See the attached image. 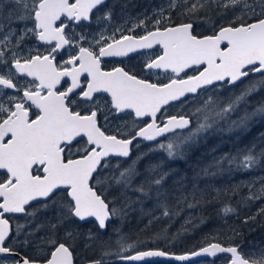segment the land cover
<instances>
[{
    "label": "snow or ice",
    "instance_id": "snow-or-ice-1",
    "mask_svg": "<svg viewBox=\"0 0 264 264\" xmlns=\"http://www.w3.org/2000/svg\"><path fill=\"white\" fill-rule=\"evenodd\" d=\"M10 3L15 9L5 17L6 0H0V254H13L12 247L5 246L12 232L8 214L34 217L38 209L27 212L32 202H40L47 208L48 201L54 204L63 201L62 214L57 224L51 225L53 230L66 220L87 222L89 218H94L99 229H105L107 222L121 215L131 203L125 193L123 207H115L116 201L108 199V190L113 185L130 188L138 175L135 165L140 159L137 157L123 170L117 166V172L103 175L101 170L110 167V157H130L138 138L154 141L166 134L177 139L160 143L158 148L174 157L182 144L211 128L217 118L237 111L247 97L264 88V0H183L181 15L195 17L215 4L225 12L231 10L233 16L218 27L213 25L211 34L202 35L195 31L193 22L173 24L171 16L164 17L161 9L159 18L151 21L153 30H147V19L140 20L128 32L143 28L145 34L125 35L123 29L117 28L111 36L100 34L88 47L82 43L87 42L85 34L68 29L90 21L93 11L103 6L105 0H10ZM177 6V0H169L170 9ZM21 11L22 14H15ZM103 18L111 19V13L106 12ZM5 20L9 25L12 20L29 21L32 26L25 24L16 35V30L10 27L4 31ZM29 36L43 42L47 46L45 51L33 47L25 55L22 49ZM157 45L159 54L147 55L141 72L150 76L161 73L166 83L142 78L124 67L110 70L103 67L105 58L128 57ZM65 50H71L67 59L58 61V54ZM190 71L194 74L189 75ZM244 80H248L247 85L227 102L214 94L219 88L234 87ZM210 89L213 94H209ZM201 93L205 98L192 100L200 105L193 112L164 118V110L171 104L184 106L189 97L199 98ZM101 94H107L108 99L98 100ZM106 110L109 114H134L135 119L143 122L147 118V122L136 128L134 119V132L116 129L110 134L100 122ZM257 114H264V106L252 113L245 112L233 124L244 126ZM193 116L197 117L195 128L191 127ZM104 121H108V115H104ZM178 130H188V134L177 135ZM261 157L264 151L255 155L248 149L242 157H230L228 162L236 163L238 159L237 166L247 169L256 166ZM163 178L161 175L146 180L134 191L147 196L154 186L161 185ZM163 215H169L166 206ZM22 227L16 226L17 233ZM65 237L75 239L72 232H66ZM89 239H94L91 233ZM45 244L50 250L47 254L41 250L43 264H75L73 247L58 242L54 232ZM117 244L121 253L135 247L125 243L123 237ZM218 253L228 254L229 264H264V249L257 256L243 253L239 245L223 247L219 243L179 255L148 250L121 254L118 259L142 261L166 257L184 262L202 255L215 257ZM14 264H39V261L21 257ZM92 264L102 262L96 260Z\"/></svg>",
    "mask_w": 264,
    "mask_h": 264
},
{
    "label": "trees",
    "instance_id": "trees-1",
    "mask_svg": "<svg viewBox=\"0 0 264 264\" xmlns=\"http://www.w3.org/2000/svg\"><path fill=\"white\" fill-rule=\"evenodd\" d=\"M131 1L134 0H109L106 11L112 13L114 7H128ZM177 5L170 9L169 0H137L136 7L139 6L141 13L152 15H159L163 9V15L175 16L171 19L173 24L193 22L198 33L210 32L213 25L228 21L216 19V16L224 15V9L215 4H210L195 17L181 15L184 11L183 0H177ZM200 23L207 27L201 29ZM247 83L248 80L239 89L226 86L215 91L210 89L209 94L214 91L222 102H227L229 98L239 95ZM202 98H205L204 93L199 98H189V102L181 105L179 111L183 115L193 112L200 105L198 102L192 103V100ZM261 106H264V88L247 97L237 111L222 119L217 118L211 128L182 144L174 157H169L165 150L158 148L160 143L177 139L171 134L154 144L145 145V148L135 147L129 159H109L110 167L101 170L103 175L117 172V166L123 170L140 157L135 165L138 175L131 187L124 189L113 185L107 193L110 201H116L114 206L117 208L123 207L125 193L131 203L121 215L112 217L105 232H99L96 225L89 221L84 224L86 230L74 234L75 239L68 245L74 249L75 261H107L121 254L148 248L181 253L193 251L210 242L239 245L243 253L258 256L264 249V211H261L264 209V157L259 159L256 166L247 169L237 166L238 159L230 164L228 158H240L248 149H252L255 155L264 151V114L253 116L244 126L233 124L245 112L252 113ZM192 120L191 127L195 128L197 117L193 116ZM187 134L188 130L177 133L180 136ZM161 175L164 177L161 185L154 186L147 196L134 191L146 180ZM48 205L53 207L52 202ZM165 206L168 216L163 215ZM225 208L233 211L225 213ZM59 217L60 214L54 210L53 213L42 214L41 218L46 220L41 221L45 225L54 224ZM70 223L79 225L74 219ZM90 233L94 239H89ZM121 237L125 243L134 244L135 247L123 253L113 251L119 246L117 240ZM226 260L227 257L222 256L204 264H223Z\"/></svg>",
    "mask_w": 264,
    "mask_h": 264
},
{
    "label": "flooded vegetation",
    "instance_id": "flooded-vegetation-1",
    "mask_svg": "<svg viewBox=\"0 0 264 264\" xmlns=\"http://www.w3.org/2000/svg\"><path fill=\"white\" fill-rule=\"evenodd\" d=\"M8 1L10 0L6 1V7H5V10L3 11V16L5 17L8 16L9 11H12L15 9L14 5H13L14 7L11 8L12 5L10 6V2ZM108 1L109 0H107L105 4L101 6L98 10L93 11L90 21H85L79 26L71 25L69 27L68 29L69 32H72L74 30L77 34L83 33L87 36V42H82L84 47H88L89 42L93 41L94 38L98 39L100 34H103L104 36H111L112 33L115 32L117 28L123 29L125 35H134V36L143 35L145 34V29L143 28H136L131 33L128 32V29L133 28V25L138 23L140 20L147 19L148 20L147 30L149 31L153 30L151 21H154L159 18V15H152L149 13L141 14V9L139 8V6L136 7L137 0H134L128 4V7H124V6L114 7L113 12L111 13V19L106 20L103 17H104V14L107 12L106 4ZM15 14H22V11L17 12ZM163 16L169 17L170 14L163 15ZM232 16H233V13L231 12V10L227 12H225L224 10V15L216 16L217 17L216 19L220 21H227V20H230ZM174 17L175 16H171V19ZM4 23L6 24L4 31L7 32L8 28L10 27L11 29L16 30V35L20 34L19 30L22 29L25 26V24H27L28 27L32 26L29 21L12 20L11 24L9 25L8 21L5 20ZM180 23H188V22H180ZM176 24H179V23H176ZM215 26L218 27L219 24H215ZM199 27L201 29H204L207 26L203 23H200ZM200 34L209 35L211 34V31L206 32V33L202 32ZM119 35L120 33H117V37ZM12 43L13 44L15 43L14 38L12 40ZM33 47L38 48L41 52H44L47 46L44 45L43 42L37 41L34 37L29 36L24 41V46H23L22 51L26 55L27 49L33 48ZM69 51L71 50H65L61 52L60 54H58L57 60L62 61L63 59H67ZM159 52H160V47L157 45V46H154L153 49L139 50L138 53H131L129 54L128 57L105 58L103 60V67L105 70H110L112 67H124L125 70L134 72L135 74H137L138 76L142 78H149V79H152L153 81L160 80L166 83L167 80L164 78V75L161 73H157L155 75L150 76L146 72H141L146 56L156 55V54H159ZM32 54H36V53L33 52ZM188 74L192 75L194 73L190 71ZM245 82L246 80H244L242 83H237V85L234 87L232 86H226V87L229 89H239V88H242ZM64 87H67V84H65ZM189 98H193V97H189ZM106 99H108L107 94H101L100 96H98V100H101V102ZM180 107H181L180 103L171 104L166 110H164V118H166L167 115H183V113L179 111ZM104 115H108V121L106 123L104 121ZM160 115L161 114H159L158 116ZM134 119H135L134 114L130 115L128 113H115V112H112L109 114L107 110L100 116L101 124L109 130L110 134H112L116 129H119L123 133L134 132L136 130L132 126ZM146 122H147V119H145V121L143 122L138 119H135L136 128L143 127ZM179 132H182V131H178V133ZM124 138H127V136H125ZM147 144L148 143L142 140H136L131 147V152L132 150H134L135 147L145 148V145ZM109 159H118V158H109ZM120 160H125V159H120ZM0 176H2V172H0ZM49 202H52V201H48L47 203ZM62 203L63 201H57L55 204L52 202L53 204L52 208L50 207L43 208L40 202H33L31 206L27 208V212H32L38 209L34 217L26 215V214H8L9 219H10V225L12 226V232L10 233L11 238L6 241L5 246L12 247L13 254H10V255L0 254V261H2L3 264H14V261L19 260L21 257H28L29 259H36L37 261H39V264H43V261L41 259V250L43 251L44 254H47V252L50 250V246H46L45 240L46 238L52 236L53 232L58 242H64L68 244V242H72V239H67L65 237L66 232H72L74 235V234H79L83 232L84 230H86L87 226L84 224H86L89 221L80 223L79 221L74 219L79 225H83V226H79L77 224L70 223V221L66 220L63 224L58 225L55 230L51 228L52 223L50 224L48 223L46 225L42 223L43 222L41 221L42 219L46 220V218H41L42 214H49V212L53 213V211L55 210L61 216L62 214L61 204ZM54 224H57V223H54ZM17 225L23 226L20 229L19 233H17L16 231ZM38 225H41L42 227L37 229ZM72 229L74 231H72ZM98 231L102 233V231H100L99 229ZM25 241H27V243H25ZM113 259L107 260L108 263L122 264V263L112 262ZM89 261H93V260H89ZM89 261H86V262H89ZM212 261L197 262L195 264L210 263ZM86 262H76L75 261V264H85Z\"/></svg>",
    "mask_w": 264,
    "mask_h": 264
},
{
    "label": "water",
    "instance_id": "water-1",
    "mask_svg": "<svg viewBox=\"0 0 264 264\" xmlns=\"http://www.w3.org/2000/svg\"><path fill=\"white\" fill-rule=\"evenodd\" d=\"M107 0H105L106 2ZM159 115V114H158ZM147 119V118H145ZM178 131H184V130H178ZM167 135L169 134H166L165 136H161V137H157L156 140L154 141H147V140H143L142 138H138L137 140H142L146 143H154L158 140H161L162 138L166 137ZM131 155V153H130ZM110 158H118V159H128L129 157L125 158V157H110ZM33 203V202H32ZM112 219V218H111ZM110 219V221H111ZM88 221H94V218H89ZM108 221L107 224L110 222ZM80 222V221H79ZM83 223V222H81ZM96 224V223H95ZM97 225V224H96ZM107 226V225H106ZM98 227V225H97ZM99 229V228H98ZM106 229V228H105ZM105 229H99L100 231L104 232ZM210 243H219V242H210ZM209 244V243H208ZM221 244V243H219ZM223 247H230V246H234V245H225V244H221ZM207 246V244L201 246V247H205ZM197 248L193 251H199V249L201 248ZM148 250H162V249H158V248H148V249H143V250H137V251H148ZM164 251V250H163ZM136 251L132 252V253H129V254H126V255H134ZM167 252V251H166ZM191 251H187V252H181V253H175V252H169V253H174L176 255H179V254H184V253H189ZM220 256H227L228 257V261L225 263V264H229V256L228 254H223V253H218L215 257H212V256H208V255H202V256H199V257H191L189 261H184V262H179V261H175L174 259H170V258H166V257H148V258H145L144 260L142 261H125V260H120L118 258H116L114 261L117 262V263H122V264H160V263H173V264H190V263H197V262H202V261H212L214 260L215 258H218ZM93 261H96V260H93ZM101 261V260H100ZM102 264H105L106 261H101ZM85 264H92V261L90 262H86Z\"/></svg>",
    "mask_w": 264,
    "mask_h": 264
},
{
    "label": "bare ground",
    "instance_id": "bare-ground-1",
    "mask_svg": "<svg viewBox=\"0 0 264 264\" xmlns=\"http://www.w3.org/2000/svg\"><path fill=\"white\" fill-rule=\"evenodd\" d=\"M167 136H168V135H167ZM164 138H165V137H164ZM162 139H163V138H162ZM158 141H159V140H158ZM156 142H157V141H156ZM156 142H154V143H156ZM148 144H153V143H148ZM131 154H132V152H131ZM130 157H131V155H130ZM130 157H129V158H130ZM129 158H128V159H129ZM176 206H177V205H176ZM111 220H112V219H111ZM110 222H111V221H110ZM110 222H109V223H110ZM80 223H81V222H80ZM83 223H84V222H83ZM109 223H108V224H109ZM108 224H107V225H108ZM40 228H41V227H40ZM106 228H107V226H106ZM105 231H106V229H105ZM105 231H104V232H105ZM131 253H132V252H131ZM220 257H221V256H220ZM116 258H118V257H116ZM116 258H114V259L112 260V262L117 263V262L114 261ZM215 259H216V258H215ZM89 262H90V261H89ZM107 263H108V261H106L105 264H107ZM190 264H195V263L193 262V263H190Z\"/></svg>",
    "mask_w": 264,
    "mask_h": 264
},
{
    "label": "rangeland",
    "instance_id": "rangeland-1",
    "mask_svg": "<svg viewBox=\"0 0 264 264\" xmlns=\"http://www.w3.org/2000/svg\"><path fill=\"white\" fill-rule=\"evenodd\" d=\"M7 1V0H6ZM8 2H10V1H8ZM12 4L10 3V6H11ZM14 6L12 5V7L11 8H13ZM141 14H143V13H141ZM113 251H116V252H119L120 251V246H116V248H114L113 249ZM226 263V262H225ZM198 264H204V263H198ZM224 264V263H223Z\"/></svg>",
    "mask_w": 264,
    "mask_h": 264
}]
</instances>
